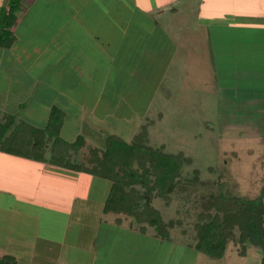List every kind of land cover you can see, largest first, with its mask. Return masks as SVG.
Returning a JSON list of instances; mask_svg holds the SVG:
<instances>
[{
	"label": "rangeland",
	"instance_id": "rangeland-1",
	"mask_svg": "<svg viewBox=\"0 0 264 264\" xmlns=\"http://www.w3.org/2000/svg\"><path fill=\"white\" fill-rule=\"evenodd\" d=\"M55 1L51 6L52 12L56 9L55 6L63 5L61 1ZM131 1L82 0L84 3L88 2L86 6L90 7L93 15L101 20L94 22H100L98 23L100 25L94 26L88 18L81 21L82 23H90L88 25H91L89 28H92L93 33L97 32V28L101 29L98 39L101 46H98V50H94L98 53L92 54L93 62L90 61L91 64L89 65V68L94 72L93 80H91V82L96 84L94 85V95L96 96L97 92L107 95V99L111 101L110 104L116 109L110 111L109 119L106 122L102 124L100 122L93 123L94 127L92 129L94 130H91L95 134L93 135V140L99 141L100 138L108 134H114L129 142L140 130L145 118L154 120L155 124L148 127L150 145L153 147L165 145L166 153L175 154L182 152L185 156L191 158L192 165L184 168L183 175L190 178L192 177V170L197 169L199 180L205 183L204 186L207 185L200 187L202 191L212 190L226 197L234 199L244 198L251 203H264V154L259 148V144L252 141V139L244 138L240 134L241 132L250 133L257 129L250 126V120H243V118L237 120L239 123L236 124L234 119L236 117L235 106L231 104L232 101H228V99L239 100L241 90L230 91L231 85H228V83H232L234 80L221 77L222 74L219 67L222 63H215L213 58V72L211 73L207 69L205 70L207 63L202 60L203 52L201 48L205 44H212L213 49L219 50L218 37L221 36V33L235 36L234 31L221 29L219 26L217 28V25L213 24L211 26L207 24L204 29L197 27L191 31V34L188 33V35L186 33V39H188L187 37H190V39L186 46L181 47V53H188L187 50L190 51L188 53L189 57L184 60L182 58L180 61L175 57L172 59L170 46L164 40V49L162 50L164 56L162 59L156 62H149V55L144 52L145 44L148 42L141 39L145 31H130L128 27L127 30L125 28V25H129L130 18L136 16V13L124 11L125 9L133 10V2L131 3ZM77 2L80 3L81 0ZM181 13L184 12L182 11ZM184 14L180 15V18H176L175 21L173 19L174 16L169 11H166L164 15H158V17L156 15L151 16L157 18L158 23L167 26V30L170 33L174 31L172 26H177V28H179L178 26H183V29H187L189 22L193 24L196 20V23H202L206 20L204 15L196 14L193 16L188 13ZM137 22L140 27L144 24L148 25L146 18H142ZM135 28L137 29V27ZM62 29L59 30L56 38H63ZM183 32L185 34L186 31L181 30V34L185 36ZM76 33H82L81 37L83 39L86 38L83 31H76ZM134 37L140 38L137 41L134 40L132 45L133 42H130V40ZM87 50V45L79 50L81 58ZM82 59L87 60L88 56H84ZM198 59H201L202 64L200 61L198 62ZM88 63L86 62L85 64L87 65ZM247 69L249 72H246V75H256L252 74L250 67ZM107 72L108 77H106ZM229 72L232 75L234 69H230ZM88 73V71L84 70L79 76L80 84L81 82H87ZM154 74L162 76V79L157 81V84L155 83V78H153ZM225 81H227L226 84L228 86L224 85ZM72 84L73 82L69 85ZM113 85L115 89L112 92L110 88ZM145 85L147 87L154 86L153 91H149V94L153 96V100L150 98L148 104L145 103L146 100L142 101L143 96L146 97L145 93H142ZM239 88H247V86L239 82ZM229 91L231 93H228ZM243 96L249 95L245 94ZM218 98L221 99L219 106L216 103ZM225 106L229 107L226 108ZM65 112L71 114L68 110H65ZM158 113L162 115L160 120L157 118ZM78 115L79 113L77 112L76 116L78 117ZM72 118L73 116L71 120L69 118L67 121V131L64 132L63 139H73L78 136L84 137L83 134L89 130L86 125L87 121L84 118L81 124L80 122L78 123L80 124L78 128L76 127L78 121L72 120ZM77 130L79 131L78 133H73ZM254 137L250 136L249 138ZM15 163H19L20 166H41V164L25 160H17ZM78 175L72 173L74 178L63 181V184H57L56 192L52 191V187L47 185L45 181L35 185V187L32 186V188L37 189L36 193L38 196H43L47 192L58 194V190L61 189L60 196L62 195L63 197V200L61 199L60 201H46L40 196L41 200H32L31 202L32 209L41 210L42 218L37 221L35 216H32V218L28 217L27 221L29 222L26 225L30 227L32 225L35 227L36 225L35 228L40 230L39 232L42 233V239L45 242L50 240V234L57 236L60 232L59 230L63 227L62 218L65 215V210H67L69 217L75 216L79 201H83L78 197L71 198V194L73 195L76 190V185H79L80 192L86 193V195L93 194L96 187L100 186L102 192L96 201H101V203L104 200L103 196L107 194L108 186H105L107 185L106 181L100 180L102 182L98 183L96 182L97 178L93 176L80 178ZM62 201L63 206L60 205ZM153 206L161 213L165 222L175 219H180L184 222L181 228L174 227L168 230L171 237L170 242L154 239L152 235L155 232L152 228H147V234L142 235L129 232L124 229L126 227L114 226L112 224L114 217L102 215L100 206L96 205L93 211L94 221L91 224L97 227L98 222L96 219L99 217L100 219L98 220H101V222H103L102 219H106V225L102 227L103 223H101L98 226V228H101L99 236L101 245H98L96 240L91 246L93 248L98 246L100 253L105 256L106 260L102 264H261L262 255L259 249L247 246L244 256H241L239 253L242 248L241 245L232 241L227 244L225 254L220 260L209 259L205 255L199 254L193 248L188 247L192 244L191 237L194 233L193 224L195 221L193 212H190L193 216H185V209L189 208V205H183L182 200L174 196L167 207L164 206L161 199H155ZM65 224L70 225L71 222H66ZM185 230L186 232L183 233ZM31 233L30 231L29 234ZM77 233H79V230H77ZM82 236L86 239L89 234L85 232ZM71 237L73 238L61 239L60 241L68 245L71 244L72 248L76 249L72 251L73 259H78L82 264L86 263L87 259H91L90 255L86 254L87 250L79 249V244L75 239L77 235H71ZM31 240V237H26L23 234L21 250H31ZM89 242H92V239ZM65 246L62 245L46 250L38 247L39 253L37 256L55 257L53 253H56V258L60 260V264H65L67 255ZM91 246L88 244V248ZM28 256L26 255L25 257ZM25 257L19 261V264H30ZM51 263H55V261L52 259Z\"/></svg>",
	"mask_w": 264,
	"mask_h": 264
},
{
	"label": "crops",
	"instance_id": "crops-1",
	"mask_svg": "<svg viewBox=\"0 0 264 264\" xmlns=\"http://www.w3.org/2000/svg\"><path fill=\"white\" fill-rule=\"evenodd\" d=\"M58 1H61L63 5L55 6L56 9L52 12L51 6L54 0H19L12 8H10L9 0H0V28L8 31L9 37L7 36L6 39L11 40L8 47L5 43L0 46V118L13 116L17 121H23L35 128L42 129L47 123L50 110L56 107L65 114L63 126L60 130L62 139L64 132L67 131V121L69 118L71 120L73 116L72 120L78 121L77 128L83 122V118L87 121L86 125L90 131H86L83 136L87 141L98 145V141L93 140V135H95L91 131L94 130L92 129L94 127L93 123L100 122L102 124L106 122L109 119L110 111L115 107L110 104L111 101L107 99V95H102L100 92H97L96 96L94 95V85L96 84L91 82L94 72L89 68V65L91 64L90 61L93 62L92 54L98 53L95 51L98 50V46H101L98 40L101 29L97 28V32L93 33L92 28H89L91 25H88L90 23H82L81 21L88 18L94 26L100 23L94 22L101 20L93 15L90 7L86 6L88 2L84 3L82 0L81 4L77 2L79 0H56L55 2ZM132 2L133 10L125 9L124 11L136 13V16L130 18L129 25H125V28L127 30L128 27L130 31H145L141 39L148 42L145 44L144 52L149 55V62L162 59L164 56L162 53L164 40L170 46L171 53L170 51L169 53L172 55V59L175 57L180 61L182 58L184 60L189 57L188 53L190 51L187 50L188 53H181V47L186 46L190 39V37L186 39L187 34H191V31L197 27L204 29L207 24L210 26L213 24L217 25V28L219 26L221 29L234 31L235 36L221 33V36L218 37L219 50L216 48L214 50L212 44L206 45L204 43L205 45L201 48L203 58L200 57L207 63L205 70L207 69L211 73L213 72V58L215 63H222L219 67L221 77L234 80V82L228 83V85H231V87L229 86L230 91L241 90L239 100L228 99L232 103H225H231L235 106L236 117L234 119L236 124L239 123L237 120L243 118V120H250V126L256 127V131L239 133L244 138L252 139V141L259 144V148L263 152L264 0H132ZM166 11L172 13L174 21L176 18H180V15H185L184 13L193 16L196 14L204 15L206 20L202 23H196V20L193 24L186 23L188 30L183 29V26H178L179 28L172 26L175 32L170 33L167 26L158 23V19L151 16L156 15L158 17V15H164ZM182 11L184 13H181ZM142 18H146L148 25L141 24L142 26H139L137 21ZM139 22L141 23V21ZM61 29L63 38H56ZM181 30L186 31L185 34L183 32L185 36L181 34ZM76 31H83L86 38L83 39L81 37L82 33L78 34ZM138 38L140 37H134L130 42L137 41ZM86 45L88 50L83 51V54L88 56V59L84 60L82 59L84 56L80 57L79 50ZM199 61L202 64L201 59H198ZM86 62L89 63L86 65ZM249 67L253 72L252 74L256 75H246V72H249L247 69ZM230 69H234L232 75L229 72ZM84 70L89 73L86 78L87 82H81V85L79 76ZM106 77H108V72ZM153 78H155L157 84L162 76L154 74ZM71 82L73 84L69 85ZM226 82H224V85L228 86ZM239 82L242 85L246 84L247 88L240 89ZM153 88L154 86L147 87L146 85L143 87L142 93H145L146 97L143 96L142 101L146 100L145 103L147 104L150 98L153 97L152 94H149V91H153ZM110 89L113 92L114 85ZM227 90L229 89L227 88ZM230 91L228 93H231ZM245 94L249 96H243ZM216 103L219 106L221 99L218 98ZM65 110H68L71 114H68ZM77 112L79 113L78 117L76 116ZM158 114L161 115V113ZM147 120L145 118L143 124ZM79 122L80 124H78ZM78 132L77 130L73 133ZM250 136L255 137L249 138ZM75 139L69 138L67 141ZM17 160L34 162L41 164V166H20L19 163H15ZM72 173L79 174L80 178L91 176L0 152V259L9 256L15 259L16 264H19L21 259L29 255L25 258L30 264H60V260L56 258V253H53L55 257L37 256L39 253L38 247L46 250L66 245L64 247L67 254L65 264H82L78 259L72 258V251L76 249L74 250L71 244L68 245L60 241L61 239L73 238L71 235H77L75 239L79 244V249L87 250L86 254L91 257L90 260L87 259L86 263L83 262L84 264H102L106 260L103 253H100L98 246L97 248L92 247L96 240L97 244L101 245L99 241L101 228H98V226L101 223H103L102 227L106 225V219H102L103 222H101V220H98L99 217L96 219L98 222L97 227L91 224L94 221V208L99 205L101 211L103 203L96 201L102 192L100 186L96 187L93 194L88 195L80 192L79 185L75 186L77 191L75 190L74 194H71V198L78 197L83 201H79L78 210H76L74 217H69L67 210H65V215L62 218L63 227L59 230L57 236L50 234L49 241L45 242L42 239V233L39 232L38 228H35L36 225L35 227L26 225L29 222L27 221L28 217L35 216L37 221L42 218L40 209L38 211L31 208L32 200H41V195L38 196L37 189L32 188V186L35 187V185L45 181L47 185L52 187V191L56 192L57 184H63V181L74 178ZM100 180L103 179L97 178L96 182H102ZM106 182L107 185L105 186H108L109 189V182ZM104 191L106 193V189ZM60 194L61 189L58 190V194L47 192L41 197L46 201H60L63 200ZM106 196L107 194L103 196V199ZM60 205L63 206V201ZM66 222H71V224H65ZM77 230H79V233L76 234ZM30 231L31 234H29ZM85 232L89 234L86 239L82 236ZM23 234L32 238L31 250L29 251L21 250ZM90 239H92V242H89ZM88 244L92 246L88 248ZM52 259L55 263H51Z\"/></svg>",
	"mask_w": 264,
	"mask_h": 264
},
{
	"label": "trees",
	"instance_id": "trees-1",
	"mask_svg": "<svg viewBox=\"0 0 264 264\" xmlns=\"http://www.w3.org/2000/svg\"><path fill=\"white\" fill-rule=\"evenodd\" d=\"M18 2L11 0L10 8ZM7 36L8 31L0 28V46L11 44ZM161 117L157 115L158 120ZM64 118V112L56 107L50 110L42 129L17 121L13 116L0 118V152L108 181L102 215L113 216L115 226L142 235L152 228L155 232L152 237L160 241L170 242L168 230L181 228L184 222L180 219L165 222L153 201L161 199L167 207L177 196L183 205H189L185 216L194 214L189 248L209 259L220 260L232 241L241 245V256L247 246L259 249L264 264V203L202 191L200 187L205 183L199 180L197 169L192 170L190 178L183 175L184 168L192 165L191 158L182 152L166 153L165 145H150L148 127L155 124L154 120H147L129 142L108 134L97 145L82 136L73 141L62 139ZM0 264H16V261L7 256L0 259Z\"/></svg>",
	"mask_w": 264,
	"mask_h": 264
}]
</instances>
